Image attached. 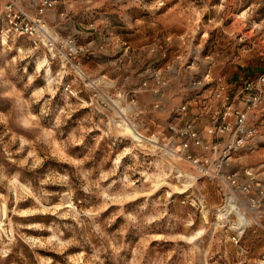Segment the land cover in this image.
Segmentation results:
<instances>
[{
	"label": "rangeland",
	"instance_id": "374dc122",
	"mask_svg": "<svg viewBox=\"0 0 264 264\" xmlns=\"http://www.w3.org/2000/svg\"><path fill=\"white\" fill-rule=\"evenodd\" d=\"M47 23L35 47L0 16V264H264V105L227 169L249 193L186 157L233 139L225 92H264V0H60Z\"/></svg>",
	"mask_w": 264,
	"mask_h": 264
},
{
	"label": "built area",
	"instance_id": "2783aa9c",
	"mask_svg": "<svg viewBox=\"0 0 264 264\" xmlns=\"http://www.w3.org/2000/svg\"><path fill=\"white\" fill-rule=\"evenodd\" d=\"M33 12L28 11L20 0H5L1 6V14L6 21V28L3 32L9 37L10 35L18 37H29L35 47L44 41L49 45L52 44L47 17L50 11L54 10L60 0H29ZM52 46V45H51ZM257 86L264 83V76L257 81ZM255 88V82H246L243 100L247 106V110L239 109L229 103L230 97L225 92L224 104L222 109L215 112L214 131L220 137L226 134L233 135L230 141H221L211 143L208 147L210 156L203 157L199 155H186L189 160L199 171L201 176L221 180L227 187L241 192L249 193L251 182L241 183L237 172L227 169L231 166L234 156L241 150L248 148L252 150V143L256 136V129L247 125L248 114L250 109L264 105V92L251 93ZM241 94V93H239ZM217 98L221 94L216 95ZM186 107H182L181 111H185ZM177 134L183 138L182 147L185 151L196 148H203V142L199 137V132L195 121L187 120L179 128L176 125L170 126ZM251 177V173L246 172ZM264 195V190L260 192Z\"/></svg>",
	"mask_w": 264,
	"mask_h": 264
},
{
	"label": "crops",
	"instance_id": "0c3cea01",
	"mask_svg": "<svg viewBox=\"0 0 264 264\" xmlns=\"http://www.w3.org/2000/svg\"><path fill=\"white\" fill-rule=\"evenodd\" d=\"M4 1L5 0H0V16H2V14H1V6L3 5ZM20 1L22 2V4L25 7V9H27L30 12H33L34 9L32 8L29 0H20ZM2 18H3V16H2Z\"/></svg>",
	"mask_w": 264,
	"mask_h": 264
},
{
	"label": "bare ground",
	"instance_id": "6f19581e",
	"mask_svg": "<svg viewBox=\"0 0 264 264\" xmlns=\"http://www.w3.org/2000/svg\"><path fill=\"white\" fill-rule=\"evenodd\" d=\"M127 126V130L128 131H130V132H135L134 130H133V128H131V127H129L128 126V124L126 125ZM140 135L138 134V136L137 137H139ZM138 139V138H137ZM229 204H230V207L234 210V209H236L235 208V204H234V200H230V202H229ZM239 217H242L241 219V221H243L242 223L240 222V224H247V222H246V219L243 217V216H241L240 214H239Z\"/></svg>",
	"mask_w": 264,
	"mask_h": 264
}]
</instances>
